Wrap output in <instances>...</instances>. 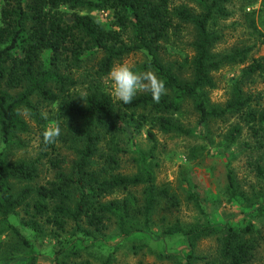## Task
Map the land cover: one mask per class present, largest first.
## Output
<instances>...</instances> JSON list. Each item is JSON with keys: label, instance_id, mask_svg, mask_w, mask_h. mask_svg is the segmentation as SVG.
I'll list each match as a JSON object with an SVG mask.
<instances>
[{"label": "trees", "instance_id": "trees-1", "mask_svg": "<svg viewBox=\"0 0 264 264\" xmlns=\"http://www.w3.org/2000/svg\"><path fill=\"white\" fill-rule=\"evenodd\" d=\"M227 2L0 0V249L6 260L37 264V246L49 241L52 264H93L89 254L94 250L101 255L99 264H115V254L123 248L198 264L196 260L205 258L194 254L197 245L215 238L216 255L204 264L251 263L258 246L251 222L234 229L206 217L186 225L170 219L181 201L170 184L156 182L154 145L136 152L133 174L119 172L122 142L147 123L164 134L192 137L195 130L180 119L186 107L200 127L234 117L249 131L252 144L244 140L241 149L250 154L258 189L244 190L228 169L225 193L240 207L264 213V107L257 109L254 97L244 90L254 76L264 75V55L241 68L224 104H213L208 96L215 85L212 73L247 63L250 53L248 47L214 52L223 36L216 26L227 18ZM259 10L264 13V0ZM92 11L111 12L112 26H104ZM170 48L176 50L171 59ZM137 53L143 59L134 69L153 72L165 82L167 95L158 104L147 91L123 104L103 88L112 66ZM45 106L52 109L43 112ZM21 111L31 116L41 134L47 124L59 122L62 129L55 143L46 144L50 151L31 161L8 155L24 148L21 135L29 125ZM45 113L47 119L42 118ZM242 135L243 126L235 124L227 141L239 143ZM147 136L155 141L151 131ZM56 143L69 153L60 155L63 148L57 150ZM43 159L53 175L38 183ZM186 197L206 216L195 193ZM110 227L116 237H109ZM177 237L190 249L184 260L158 248Z\"/></svg>", "mask_w": 264, "mask_h": 264}, {"label": "rangeland", "instance_id": "rangeland-1", "mask_svg": "<svg viewBox=\"0 0 264 264\" xmlns=\"http://www.w3.org/2000/svg\"><path fill=\"white\" fill-rule=\"evenodd\" d=\"M261 0H228L227 18L220 20L216 28L223 32V36L214 46L215 53H223L234 48H250L247 63L226 65L212 73L214 87L208 90L210 102L222 105L228 99L233 82L240 74V70L249 64L252 59H257L264 55V13H260ZM98 19L104 26H112L113 16L109 11H92L90 13ZM253 21L254 27L251 26ZM187 53L190 51L187 50ZM176 50L170 48L168 58L176 57ZM143 55L140 53L129 55L121 62L135 66L142 61ZM120 63V62H118ZM103 88L111 94V83L108 75L103 78ZM246 94L254 97L253 105L257 109L264 107V75H256L253 81L245 84ZM112 95V94H111ZM113 96V95H112ZM52 109L45 106L42 111ZM23 118L29 125V131L21 135L24 148H14L9 151L11 160L25 159L28 161L37 159L41 151H50V145L43 142L39 128L29 114L21 111ZM184 126L193 128L195 134L192 137L175 133L164 134L150 123L145 124L141 130L129 139L125 138L121 146L124 149L120 153L121 167L119 172L130 175L135 172V165L132 158L136 157L139 150L149 151L154 145L151 162L158 184H170L178 193L181 206L174 211L171 220L178 218L184 224L191 223L196 219L204 217L212 220L213 224H229L234 229L244 228L247 223L253 224L252 237L256 239L258 246L254 251L250 264H264V213L259 214L255 208L245 209L237 205L233 200H229L225 193L226 172L232 169L235 178L240 186L246 190H257L258 185L254 177V172L248 160V150L242 151L241 146L244 140L252 144L249 131L242 120L237 118H226L213 120L208 126L200 127L196 124V116L186 107L183 116L180 117ZM235 124L243 126L241 141L236 144H229L227 133L230 127ZM50 124H47L49 126ZM46 126V127H47ZM151 131L155 141L149 140L147 133ZM241 144V145H240ZM60 155H67L64 145L55 144ZM3 144L0 140V150ZM72 156L68 155V159ZM53 175L50 164L43 159L39 164L38 183H45ZM187 192L195 193L200 206L206 216L197 211L191 201H187ZM139 196V193H136ZM119 197L123 193L115 194ZM185 224V225H186ZM109 237H116L113 228H109ZM113 241H118L113 238ZM181 237L166 239L158 248L166 253H173L184 260L186 254L190 252L189 247ZM117 242H113L115 245ZM216 239L208 238L201 241L194 254L203 256L204 260H196L198 264H204L206 259L215 257ZM39 250L37 264H52V250L49 241L37 246ZM91 252L90 258L93 264H99V252ZM3 250L0 249V264H23L24 259L6 260ZM115 264H179L172 259H159L154 254H140L120 249L115 254Z\"/></svg>", "mask_w": 264, "mask_h": 264}, {"label": "clouds", "instance_id": "clouds-1", "mask_svg": "<svg viewBox=\"0 0 264 264\" xmlns=\"http://www.w3.org/2000/svg\"><path fill=\"white\" fill-rule=\"evenodd\" d=\"M111 83V94L121 103L130 104L140 91H147L151 94L152 101L159 103L161 97L167 95V88L164 80L160 79L153 72H140L132 65L124 62L116 63L108 73ZM47 119V114H42ZM62 132L59 122L52 123L42 131V139L45 144H52L57 141Z\"/></svg>", "mask_w": 264, "mask_h": 264}]
</instances>
